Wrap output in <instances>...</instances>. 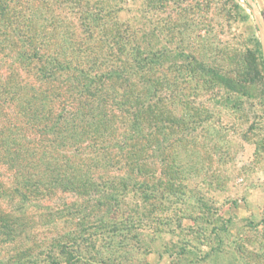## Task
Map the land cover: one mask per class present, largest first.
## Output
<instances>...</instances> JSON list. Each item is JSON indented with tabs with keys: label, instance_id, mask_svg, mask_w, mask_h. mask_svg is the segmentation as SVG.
I'll return each mask as SVG.
<instances>
[{
	"label": "rangeland",
	"instance_id": "obj_1",
	"mask_svg": "<svg viewBox=\"0 0 264 264\" xmlns=\"http://www.w3.org/2000/svg\"><path fill=\"white\" fill-rule=\"evenodd\" d=\"M25 32L57 49L50 105L38 90L49 80L22 55ZM80 63L110 74L102 95H78ZM26 93L38 100L22 108ZM125 100L136 112L119 107ZM10 109L40 127L21 133L62 185L52 203L4 194L0 206L20 222L13 241L0 232V264L34 238L44 241L35 264H264V0H0L2 135ZM51 113L62 127L40 135ZM6 161L0 189H13ZM76 178L87 183L72 191ZM70 230L46 255L49 236Z\"/></svg>",
	"mask_w": 264,
	"mask_h": 264
},
{
	"label": "trees",
	"instance_id": "obj_2",
	"mask_svg": "<svg viewBox=\"0 0 264 264\" xmlns=\"http://www.w3.org/2000/svg\"><path fill=\"white\" fill-rule=\"evenodd\" d=\"M36 37L37 33H34ZM19 37L27 44L29 45L28 48L31 47V49L29 50L26 47H23V52L22 55L23 56H29V59L38 61V70L42 73V78H44V81H48V89H40L39 87H36L35 85L32 87L33 89L30 90L32 92L36 91V89L39 90L40 93H42L43 91L45 94V98L47 99L46 101V105H50L49 103V97L51 96V93H54L53 91V85L54 82H56L57 80V76L58 74L60 75V67L57 65V49L56 47L52 48V54L49 53V51H43L40 50L37 46H34L32 39H35L34 37H30L28 35L27 32H25L24 34H19ZM86 50V48H85ZM113 50H115V52L123 54L125 53L126 49L125 47L120 46L119 48H115L113 47ZM140 49L137 50L136 56H135V64L139 63L140 64ZM33 63V62H32ZM127 65V64H126ZM143 68V67H142ZM127 69V67H123V68H119L118 72L120 71H125ZM63 69H61L62 71ZM71 70V69H70ZM73 72H75V76L73 77V81H75L74 83H76L77 86L81 87L80 93L78 95H80L81 97H83L84 95H88V92L90 94V96L92 97H97L98 95H102V89L104 87V80L105 78L109 79V75L107 74V72H103L101 68H98V70L96 69H90L89 71H87L83 65H81L80 63V69L77 68H73ZM65 71V70H64ZM126 73V72H123ZM78 74V75H77ZM113 74H117V70L113 72ZM11 82V80H10ZM9 82V84H10ZM8 84V82H7ZM15 84V82H14ZM19 84V83H17ZM131 85V84H130ZM133 85V84H132ZM91 87H94V94L91 92L90 90H92ZM138 88V87H137ZM136 88V89H137ZM24 89V88H23ZM35 92V93H36ZM8 94V93H7ZM29 93H26V95H21L19 98V102L21 103V105H23L22 108H24L25 106H27V102L33 104V106L36 104L34 103L35 101L38 100L36 94H32V95H28ZM43 94V95H44ZM139 94L144 95L143 98L145 97V95H147V92H139ZM29 96V97H28ZM8 98V97H7ZM120 99V98H117ZM15 97H10L9 100H7V108H9V103L15 102ZM90 100L85 98V104L89 103ZM130 102L125 100L123 101L122 104H119V107L126 109V110H130V112H136L134 106H129L130 108L128 109L126 106L129 104ZM149 102H146L145 100L142 101H137V104L139 105V111L141 110V112L137 113L138 115V119L141 120L140 123L143 124L142 122H149V114L145 115L144 111L149 107ZM132 104V103H131ZM149 104V105H148ZM130 105V104H129ZM11 108V107H10ZM72 109H77L76 107H71ZM11 110V109H10ZM138 110V109H137ZM55 114L57 115V113H51L49 115V117L47 118L48 122H50L51 127H47V129H42L40 132V135H52L54 133H58L62 127V123H61V116L60 114H58V117H55ZM105 115H108L107 112L104 113ZM26 116V115H25ZM23 115H21V112L19 110L16 109H12L11 111H9L7 113V135H2L0 133V152H1V158L0 160L4 161L7 160L5 162V164L7 165L8 169L12 172L15 173L14 180H15V185L13 189H7V187H4L5 189H0V201H4L3 200V196L4 194H7V196H9L10 201H38V199H36L35 197H39V194L42 195L44 197V199L46 201H48L49 203H52L54 200H58L57 197V191H58V186L62 185L61 180L56 178V177H51L49 171L45 170V169H38L37 167V162H33V159L35 157V155L37 154H43L38 152V150H40L38 145H33V142H35V137L33 135H28L29 133H21L24 132V129H27L30 133H39L40 127H38V125L35 123V121L30 120V117H25ZM84 119H86L84 117ZM165 120V119H164ZM163 120V121H164ZM41 121V120H40ZM86 120H83V122ZM44 128L45 125H44ZM86 130H88V132H91V129L87 128ZM34 133V134H35ZM42 139H45V137H42ZM41 139V141H43ZM55 142V141H53ZM6 146V149L2 150V147ZM4 148V147H3ZM48 159L52 160V159H56L52 156H48ZM28 164V165H27ZM37 164V165H35ZM35 170V171H33ZM32 171V172H31ZM63 177L65 178V173L62 174ZM47 177H49V181H47ZM51 180V181H50ZM87 183V179H81V178H76L74 179V181H71V185H70V190L72 191H77V189L79 188L80 185ZM18 185L23 187V189L18 188ZM3 186V182H0V187L2 188ZM68 187L65 186V190ZM9 190V192L7 191ZM64 190V191H65ZM8 192V193H7ZM14 193H16L17 195H15ZM44 193V194H43ZM18 196V197H17ZM30 196H33L30 197ZM146 199V198H145ZM144 202V199H142ZM61 201V200H60ZM63 201V200H62ZM61 201V202H62ZM99 202V201H98ZM65 206H69L68 203L64 202L63 203ZM0 205L1 202H0ZM18 213L14 210V207H12V209H8L4 210L1 206H0V232L5 235L7 238V242H11L13 241V236L16 231H17V227L16 225L18 224L17 222L19 221V216H17ZM102 217L98 218L96 220V222L100 223L102 222ZM114 222V221H112ZM113 229L114 228V223H112L111 226ZM49 233V232H48ZM16 236V235H15ZM49 236V235H48ZM71 237L72 236V232L67 231L62 233V235L59 236V238L55 237V235L53 236H49V246H48V250L45 251L46 255L51 256V254L53 253L54 250H56L59 246H63L64 243L66 242V237ZM0 244H4L6 243L5 240L2 239V241H0ZM33 243H31V245L26 246L25 248H23L22 250L18 251V254L16 255H7V260H4L1 262V264H15V262H17L18 260V264H35L37 257H39L40 252H41V248L42 246L40 244H42V242H44L43 240L34 238ZM73 243V242H72ZM70 245V244H69ZM99 250L95 253V255H99L100 253H98Z\"/></svg>",
	"mask_w": 264,
	"mask_h": 264
}]
</instances>
